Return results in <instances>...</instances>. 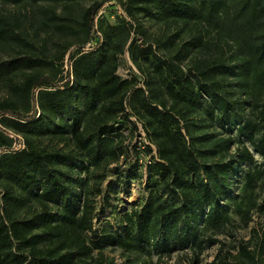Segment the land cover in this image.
Masks as SVG:
<instances>
[{"label": "trees", "instance_id": "16d2710c", "mask_svg": "<svg viewBox=\"0 0 264 264\" xmlns=\"http://www.w3.org/2000/svg\"><path fill=\"white\" fill-rule=\"evenodd\" d=\"M84 1L92 5L82 11L77 26L57 13L60 5L71 13L75 4ZM110 1L0 0L4 5L31 7L48 3L42 8L45 26L80 39L75 52L69 53L74 46L69 45L52 61L44 52L42 59L26 56L0 63V78L5 79L9 93L0 101V179L8 185L0 192V264H115L102 255L94 258V251L106 245L149 257L189 248L193 264H198L206 243L221 246L211 264H264V241L253 250L251 242L241 243L236 257L223 254L220 241L201 237L202 223L204 229L214 230L232 223L226 201L234 163L223 164L221 159L231 155L234 142L208 130L218 125L236 127L239 136L264 157V0H117L131 22L120 21L108 32L103 22L98 26L95 20ZM140 16L169 27L192 25L199 38L182 45L164 36V42L156 41V48L147 42L139 45V37L146 41L139 29ZM20 20L15 14L0 13V46L14 45L19 52H29L33 46ZM226 21L239 36L230 35L231 42H223L229 49L236 44L235 58L230 63L198 58L195 54L208 46L204 43L208 29L220 28ZM93 41L95 47L87 50ZM130 41L128 50L144 79L143 87L138 77L125 80L117 74L120 56ZM161 46L171 47L173 56L160 55ZM67 54L68 80L58 87L43 71L47 68L53 76H62ZM185 60H189L188 68L183 66ZM22 70L27 72L17 82L15 75ZM233 83L238 94L225 91ZM195 118L200 122L197 135L191 132ZM121 123L133 133L140 131L141 123L157 149V160L149 166L148 198L142 207L135 206L124 215L122 234L94 231V208L86 199L79 216L77 190L82 187L71 174L81 177L91 169L106 170L120 162L123 135L117 125ZM9 132L23 138L24 150H11L15 141ZM41 133L71 142L75 150L69 154L40 150L35 138ZM147 150L153 152L150 147ZM238 159L254 161L247 148L239 151ZM60 165H67L70 175L56 170ZM263 175L261 167L248 171L246 189H254ZM16 188L38 201L43 213L21 218L25 201L17 197ZM53 202L61 206L58 222L49 212ZM244 206L237 204V212L246 219ZM39 230L42 234L35 235ZM88 232L93 235L89 242ZM14 243H20L29 255L14 253Z\"/></svg>", "mask_w": 264, "mask_h": 264}, {"label": "rangeland", "instance_id": "374dc122", "mask_svg": "<svg viewBox=\"0 0 264 264\" xmlns=\"http://www.w3.org/2000/svg\"><path fill=\"white\" fill-rule=\"evenodd\" d=\"M91 5V1H84L81 4H75L71 13H66L64 7L60 5L57 9V13L61 15L60 17L63 20L68 19V22L71 25L77 26L82 11L89 8ZM48 6V3H40L38 6L31 7L24 4L4 5L0 2V13L17 15L21 19L22 30L28 34L29 41L33 46V49L29 52H19L20 49H17L14 45L0 46L1 64L26 56L42 59L44 57V52L46 57L52 61L60 56L63 50L69 45H74L69 53L75 52L78 49L79 38L58 34L53 28L51 29V27L47 28L45 26L47 21L43 17L44 12H42V8H47ZM125 19L128 22H131V20L126 17L117 0H112L100 9L95 22L98 26L103 22L104 31L109 32L111 28L117 26L120 21ZM229 24L230 23L226 21L221 24L220 28L214 29L212 27L208 29V33L204 36V43L208 46L205 49L202 47L200 54L195 55L200 59H209L212 63H215L219 58H222V61L230 63L229 61L235 58L234 56L237 50L236 44H233V49H229L223 42L224 40L231 42L230 35H232L231 37L234 39H238L239 36L232 29H228V27H230ZM139 29L145 33L146 41L143 40L142 37H139L138 44L144 46L146 45L145 42H147L148 45H153L154 48L157 46L156 41L164 36L165 38H174V41H177L178 43L182 41V45L196 42L199 38L197 37L199 33L192 25L189 27L183 25H180V27L178 25L169 27L156 19L143 16H140L139 18ZM176 35H180L181 38L176 37ZM135 36L136 35L133 34V38H135ZM165 38H162L163 42L165 41ZM130 44L131 41L125 49V53L120 56V64L117 74L125 80H131L133 76H136L140 83L139 86L143 87L144 79L134 66L130 57L128 50ZM94 47L95 41L91 42V48ZM158 53L162 56H173L171 54V47L168 48L161 46V48L158 49ZM68 54L64 59V71L62 76H53L51 70L47 68L43 71L45 76L49 78V82L58 87H62L66 80H68L67 68L65 67L68 62ZM188 61L189 60L183 61V66H185V68L189 67H187V65H189L187 64ZM23 71L27 72V70H22L15 75L16 77L19 76L17 82L21 81V77H23L24 73ZM70 79L73 80V78ZM4 80V78H0V101L9 96ZM225 91H229L232 94H238V92H240V90L236 88L235 83L232 85L228 84ZM34 111H38L36 105ZM55 123L57 125L59 124V121L56 120ZM195 123L196 125L191 127L193 135H197V128L200 126L198 118H195ZM209 124L211 125V123ZM117 127H122L121 134L123 135L124 156L121 158L120 162L110 165L106 170L102 169L97 171L91 169L89 174L85 173L81 177L77 173H72L71 175L74 177V181L76 183L78 182L79 185L77 186L82 187V189L77 190V193L80 196L76 202V207L80 212L79 216L82 214L84 201L89 199L90 204L94 208V231L107 230L108 232L113 231V233L122 234L124 232V215L129 213L135 206L142 207L148 198L149 166L153 163L154 159L157 160V149L149 141L143 131L133 133L128 125L124 123L118 124ZM139 127H142L141 123H139ZM208 133L221 138L231 137L234 142L231 155L221 159L223 164H227L229 160H232L234 163L233 174L231 177L232 190L226 201V205L231 207L229 216L232 223L221 230L204 229L202 223L201 237L206 240L212 238L213 240L220 241L224 248L223 254L230 253L237 257L241 243L251 242L250 250H253L257 243L264 241V209L262 208L264 200V175L256 183L254 189L247 190L245 187L246 174L248 171L254 170L258 167L264 169V157L257 154L251 144L239 136L236 127L218 125L215 128L208 130ZM35 139L37 141V147L40 150L51 152L58 150L66 154L75 150V147L71 142H62L60 139H54L43 133ZM18 140H23V138L20 136ZM148 147L152 149V153L148 152ZM244 148L249 149L252 153L254 157L253 162H239V151ZM56 170L67 175H70L71 173V170L67 165L56 166ZM5 187H8L7 183L0 179L1 193L4 192ZM33 192H35V190ZM15 193L18 198L25 201V206L20 211L21 218L32 219L43 213L42 206L38 201L31 198L30 195L25 194L17 188L15 189ZM240 203L245 204L243 211L248 212V218L246 219H243L237 212V204ZM49 212L55 217V221L58 222L60 215L62 214L60 203L53 202L49 204ZM201 222H203V218L201 219ZM41 234V230L35 232V235ZM86 235L88 236L87 241L93 236L91 232L86 233ZM220 248L221 246L219 243H206L205 250L200 257L198 264L213 263L219 254ZM13 252L16 254L21 252L27 256L29 255L20 243H14ZM93 255L95 259L100 258L102 255L109 261H114L115 264H193L194 261L193 253L189 248L184 250L177 248V250L169 256L160 257L159 254L154 253L149 257L145 254L124 253L115 246L106 245L103 246L101 250H95ZM31 261L32 260L29 257L28 262Z\"/></svg>", "mask_w": 264, "mask_h": 264}, {"label": "built area", "instance_id": "2783aa9c", "mask_svg": "<svg viewBox=\"0 0 264 264\" xmlns=\"http://www.w3.org/2000/svg\"><path fill=\"white\" fill-rule=\"evenodd\" d=\"M90 49H92L91 48V45H89L88 47H87V50H90ZM139 125V124H138ZM139 129H140V131H143V128L141 127H139ZM144 132V131H143ZM9 135H10V138H12L14 141H15V143H14V146H13V148L11 149L12 151H15V152H18V151H22V150H24V148H25V146H24V142H23V140H18L19 138H20V136L19 135H17V134H14V133H12V132H9ZM14 136V137H13ZM1 154H2V150L0 151V156H1Z\"/></svg>", "mask_w": 264, "mask_h": 264}]
</instances>
